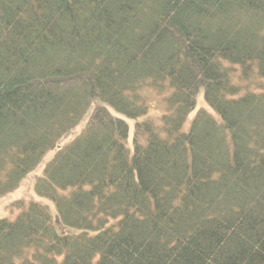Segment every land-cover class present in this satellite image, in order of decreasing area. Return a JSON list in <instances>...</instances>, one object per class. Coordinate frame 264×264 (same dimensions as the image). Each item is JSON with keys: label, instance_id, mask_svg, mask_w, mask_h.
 I'll return each mask as SVG.
<instances>
[{"label": "trees", "instance_id": "obj_1", "mask_svg": "<svg viewBox=\"0 0 264 264\" xmlns=\"http://www.w3.org/2000/svg\"><path fill=\"white\" fill-rule=\"evenodd\" d=\"M92 106L0 264H264V0H0V196Z\"/></svg>", "mask_w": 264, "mask_h": 264}, {"label": "rangeland", "instance_id": "obj_2", "mask_svg": "<svg viewBox=\"0 0 264 264\" xmlns=\"http://www.w3.org/2000/svg\"><path fill=\"white\" fill-rule=\"evenodd\" d=\"M148 97L150 101V116L154 119H160L164 112V103L162 101V97L158 95L155 92H148ZM198 108H207L208 110H211V108L208 106L207 102L205 101L202 92L199 94V100H198ZM94 110V106H92L87 113L84 115L83 119L81 120L80 124H78L72 132L64 136L58 143V145L48 151L46 155L43 157L40 164L30 173H28L18 184V186L0 196V218H10L15 219L17 215L19 214L20 210L17 207L12 206L14 203L18 201H25V203L30 202H40L49 205L52 208V212H56V207L54 203L49 200L48 198L42 197L35 189V184L41 176H43V172L45 170V167L47 164L53 159V157L57 154V152L64 146H66L68 143H70L74 138H76L85 128L87 121L91 117ZM114 111V110H113ZM198 109L193 111L186 122V129L190 126L196 112ZM114 113H116L114 111ZM129 125H130V137L128 144L132 146V137H133V130L135 121L133 119H127Z\"/></svg>", "mask_w": 264, "mask_h": 264}]
</instances>
